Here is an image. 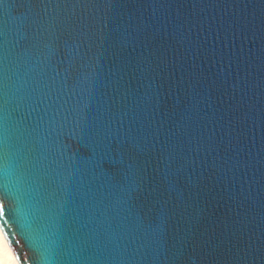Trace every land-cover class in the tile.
I'll list each match as a JSON object with an SVG mask.
<instances>
[{"label":"water","instance_id":"obj_1","mask_svg":"<svg viewBox=\"0 0 264 264\" xmlns=\"http://www.w3.org/2000/svg\"><path fill=\"white\" fill-rule=\"evenodd\" d=\"M2 185L17 264H264V0H0Z\"/></svg>","mask_w":264,"mask_h":264},{"label":"snow or ice","instance_id":"obj_2","mask_svg":"<svg viewBox=\"0 0 264 264\" xmlns=\"http://www.w3.org/2000/svg\"><path fill=\"white\" fill-rule=\"evenodd\" d=\"M19 164L10 167L8 170V177L15 178V187L10 188V194L16 196L17 198H22L26 194V185H25V177L23 174H19ZM4 185L0 186L3 187ZM4 212L3 205H0V213Z\"/></svg>","mask_w":264,"mask_h":264},{"label":"bare ground","instance_id":"obj_3","mask_svg":"<svg viewBox=\"0 0 264 264\" xmlns=\"http://www.w3.org/2000/svg\"><path fill=\"white\" fill-rule=\"evenodd\" d=\"M0 264H17L0 232Z\"/></svg>","mask_w":264,"mask_h":264}]
</instances>
